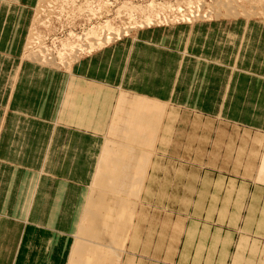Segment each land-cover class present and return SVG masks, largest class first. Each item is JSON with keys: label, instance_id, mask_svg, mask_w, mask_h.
Returning a JSON list of instances; mask_svg holds the SVG:
<instances>
[{"label": "rangeland", "instance_id": "374dc122", "mask_svg": "<svg viewBox=\"0 0 264 264\" xmlns=\"http://www.w3.org/2000/svg\"><path fill=\"white\" fill-rule=\"evenodd\" d=\"M33 4L22 47L12 49L17 63L0 65V126L3 104L9 99L4 69H11L12 100L19 101L25 90L18 79L21 64L43 73L64 72L80 57L139 31L219 26L218 34L208 35L200 44L206 54L218 51L223 64L203 66L201 77L190 68L187 87L182 88L189 94L181 95L178 87L165 107V130L152 140L149 189L139 204V251L125 253L123 264H264V0H36ZM228 33L232 39L235 36L230 45ZM242 41L246 48L240 50ZM232 51L240 56L235 63V56H228ZM142 111L140 107L137 114L145 121L140 126L136 119L139 129L131 134L147 141L142 128L150 123L151 135L158 112L149 117ZM5 133L0 127V157ZM81 142L76 149L84 156ZM130 144L111 149L115 156L104 157L98 179L100 192L116 197L113 201L121 214L129 212L127 205L142 188L149 158L141 156L142 148L132 151ZM120 165L131 170L127 177L115 171ZM3 167L0 164V170ZM18 167L15 163L12 169ZM113 217L120 220L115 210ZM97 218L98 225L110 224L105 220L108 214ZM118 223L123 227L126 221ZM95 248L92 251L99 255L101 249ZM101 256L105 261L110 258L105 251Z\"/></svg>", "mask_w": 264, "mask_h": 264}, {"label": "crops", "instance_id": "0c3cea01", "mask_svg": "<svg viewBox=\"0 0 264 264\" xmlns=\"http://www.w3.org/2000/svg\"><path fill=\"white\" fill-rule=\"evenodd\" d=\"M35 2L0 0V65L17 63L12 49L22 47L28 11ZM218 32L214 23L179 31L150 28L80 57L66 72L24 68L19 57L20 76L15 77L25 87L19 101L12 100L11 69H4V82L10 83L0 126L6 130L0 157L4 166L0 170V264H123L125 253L139 251V204L149 189L152 140L161 138L165 130L163 113L177 88L181 95L189 94L188 89L182 90L189 69L193 67L201 77L203 66L223 64L218 51L212 50L210 56L200 44ZM228 34L230 45L235 36ZM243 42L238 49L246 48ZM237 54H228L235 56L234 63L240 58ZM200 77L194 78L203 80ZM182 103L186 102L182 99ZM140 107L149 117L158 112L153 133L149 135L150 123L142 128L147 141L131 134L139 129L134 124ZM81 139L84 156L76 149ZM123 142L132 143L134 152L142 148L141 156L149 158L142 188L127 205L129 212L121 214L113 201L116 197L100 192L98 179L104 157L115 156L111 149ZM15 163L19 167L12 169ZM114 210L120 220L113 217ZM107 214L110 224H96L97 216ZM119 221L126 223L122 227ZM92 248L101 249L100 254ZM101 251L109 254L107 261Z\"/></svg>", "mask_w": 264, "mask_h": 264}, {"label": "bare ground", "instance_id": "6f19581e", "mask_svg": "<svg viewBox=\"0 0 264 264\" xmlns=\"http://www.w3.org/2000/svg\"><path fill=\"white\" fill-rule=\"evenodd\" d=\"M136 118H138V122H139V125L141 126L142 125V122L145 121V118H141L138 114L135 115ZM115 171H122L124 174L126 173V177H127V174H128V171L131 172V170L129 169H124V167H121V165L119 166V168Z\"/></svg>", "mask_w": 264, "mask_h": 264}]
</instances>
